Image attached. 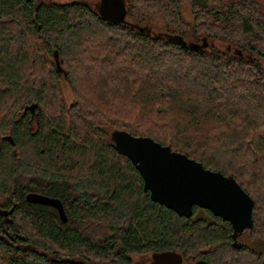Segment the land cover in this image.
Segmentation results:
<instances>
[{"label": "trees", "instance_id": "trees-1", "mask_svg": "<svg viewBox=\"0 0 264 264\" xmlns=\"http://www.w3.org/2000/svg\"><path fill=\"white\" fill-rule=\"evenodd\" d=\"M125 1L127 22L112 24L98 0H0V264H149L166 250L263 264V8ZM120 130L233 177L253 200L251 243L208 210L153 201L112 146ZM29 193L58 198L66 221Z\"/></svg>", "mask_w": 264, "mask_h": 264}, {"label": "water", "instance_id": "water-1", "mask_svg": "<svg viewBox=\"0 0 264 264\" xmlns=\"http://www.w3.org/2000/svg\"><path fill=\"white\" fill-rule=\"evenodd\" d=\"M98 14L109 23L127 22L125 0H98ZM55 65L60 71L59 60ZM36 107L29 106L31 110ZM112 146L119 154L132 160L143 179L145 191L150 198L179 216L190 218L193 207L208 209L216 217L232 224L233 234L240 235L253 227V200L231 176L219 171H211L202 163L172 151L169 146L159 144L151 137L131 135L125 131H112ZM29 201L50 206L66 221L63 205L58 198L29 193ZM3 216L8 212L2 211ZM149 264H185L181 254L175 251L152 253ZM193 264H210L196 261ZM264 264V258H263Z\"/></svg>", "mask_w": 264, "mask_h": 264}, {"label": "rangeland", "instance_id": "rangeland-1", "mask_svg": "<svg viewBox=\"0 0 264 264\" xmlns=\"http://www.w3.org/2000/svg\"><path fill=\"white\" fill-rule=\"evenodd\" d=\"M256 1L261 5V7L263 8V11H264V0H256ZM183 10H184V17L186 19H189L190 18V12H189V10L187 8H184ZM142 27H143V29H147V30L152 31L154 34L155 33H166L164 27L154 26V25H151V24H146V25H144ZM62 84H63L64 97L66 98V100L68 102H71L73 100V95H71L68 86L66 84H64V82H62ZM239 241L241 243H244V242L251 243V241L248 239V237H247L246 234H243L241 236L239 235ZM135 259H137V260L138 259H143V264H148V257H146V256L144 258V257L138 255V256H135Z\"/></svg>", "mask_w": 264, "mask_h": 264}, {"label": "flooded vegetation", "instance_id": "flooded-vegetation-1", "mask_svg": "<svg viewBox=\"0 0 264 264\" xmlns=\"http://www.w3.org/2000/svg\"><path fill=\"white\" fill-rule=\"evenodd\" d=\"M200 209V208H199ZM203 210V209H202ZM204 210H208V209H204ZM209 211V210H208ZM211 212V211H210ZM193 213H194V211H193ZM244 231V230H243ZM243 233V232H242ZM242 233H240L241 235H242Z\"/></svg>", "mask_w": 264, "mask_h": 264}]
</instances>
